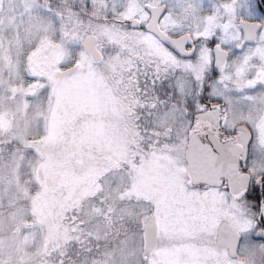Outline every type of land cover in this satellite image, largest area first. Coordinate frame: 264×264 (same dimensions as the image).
I'll list each match as a JSON object with an SVG mask.
<instances>
[{
  "label": "snow or ice",
  "instance_id": "obj_1",
  "mask_svg": "<svg viewBox=\"0 0 264 264\" xmlns=\"http://www.w3.org/2000/svg\"><path fill=\"white\" fill-rule=\"evenodd\" d=\"M0 264H264V0H0Z\"/></svg>",
  "mask_w": 264,
  "mask_h": 264
}]
</instances>
